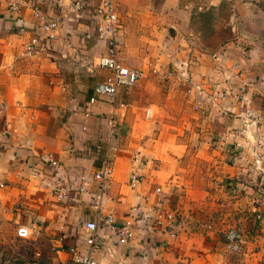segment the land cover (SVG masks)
<instances>
[{
    "label": "crops",
    "instance_id": "1",
    "mask_svg": "<svg viewBox=\"0 0 264 264\" xmlns=\"http://www.w3.org/2000/svg\"><path fill=\"white\" fill-rule=\"evenodd\" d=\"M8 1L0 0V223L24 224L30 234L17 239L7 258L77 264L70 247L85 248L78 224L99 218L91 202L99 190L93 172L109 155L113 173L101 214L113 212L121 224L131 206L146 205L148 194L152 202L161 186L190 223L177 237L139 227L128 244L104 227L106 244L94 254L100 264H264L261 1L114 0L118 57L144 77L94 104L88 101L97 83L111 73L96 65L107 47L93 31L97 0H88L82 17L69 12V0H36L48 19L61 23L52 50L32 56L24 50L33 33H16ZM22 15L29 19V9ZM188 59L206 91L205 113L194 109L179 75L163 79L151 71L150 63L164 73L173 61ZM138 150L149 162L133 189L131 156ZM83 174L87 192L78 189ZM57 187L69 190L66 199ZM233 225L242 232L236 249L224 235Z\"/></svg>",
    "mask_w": 264,
    "mask_h": 264
},
{
    "label": "built area",
    "instance_id": "2",
    "mask_svg": "<svg viewBox=\"0 0 264 264\" xmlns=\"http://www.w3.org/2000/svg\"><path fill=\"white\" fill-rule=\"evenodd\" d=\"M69 3V12L71 14L78 17L85 15L88 8V0H69ZM7 9L10 14L9 17L15 23L18 35L23 36L29 32L33 33L25 47V55L32 56L40 51L52 50L54 42L58 39L60 20L48 19L36 0H9ZM25 9L30 11L29 19L22 15V11ZM117 14L114 0H97V4L90 13L91 18L95 20L93 31L96 39L105 42L107 46L106 51L97 58L96 65L109 69L111 73L97 83L95 95L89 99V104H94L101 99L113 100L120 88H130L144 77L142 69L128 67L120 62L118 44L121 26ZM86 35L88 37L91 36L90 33ZM194 64L195 60L193 59L176 60L172 62V66L164 73H161L159 66L155 64L150 63V67L153 74L160 75L163 79H171L179 75L181 84L186 88L187 94L194 98V109L205 113L206 106L203 100L206 91L202 82L193 75ZM222 71L225 79H229V75H226L223 69ZM144 111L147 119L153 117L151 106H147ZM110 124L114 127L116 121L110 120ZM131 162L133 168L129 177V185L134 189L145 180L142 169L149 162V159L138 150L133 152ZM51 164L57 165L58 163L52 160ZM112 173V159L107 155L103 164L93 172V178L99 182V190L92 194L91 202L97 209L99 218L78 224V227L85 230L83 238L85 248L70 247L72 259L77 264H100L94 254L102 250L106 244V238L100 233V229L104 227L110 229L120 244H128L135 237L139 227L151 235L165 234L170 237H177L183 232L184 227L190 223V216L186 213L183 206L178 201L173 200L171 196L165 195L161 186H157L153 190L152 193L155 195V199L152 202L148 194L144 197L148 201L146 205L135 204L131 206L124 222L121 224L116 222V215L113 212L101 214L106 184ZM81 181L82 183L78 187L79 191L87 192L88 178L85 174L81 176ZM4 186L5 184L0 182V187ZM68 193L69 190L63 187L56 188V195L59 199H66L69 195ZM29 234L28 226L24 224L17 226L16 235L19 238H27ZM224 235L233 249L239 248L242 239L240 226L233 225L225 231ZM65 238H68L67 232L62 235L61 239ZM20 263L16 257L0 259V264ZM22 264L30 263L23 262Z\"/></svg>",
    "mask_w": 264,
    "mask_h": 264
},
{
    "label": "rangeland",
    "instance_id": "3",
    "mask_svg": "<svg viewBox=\"0 0 264 264\" xmlns=\"http://www.w3.org/2000/svg\"><path fill=\"white\" fill-rule=\"evenodd\" d=\"M260 1L264 7V0H260ZM230 227L232 226H229L228 228ZM13 228L16 230V226L14 227V224L0 223V259L7 258V256L11 255L12 250H14L13 248L17 246L16 245L15 247H13L14 243L16 242V244H18L17 239H20V238L19 237L14 238ZM23 244H21V246Z\"/></svg>",
    "mask_w": 264,
    "mask_h": 264
}]
</instances>
